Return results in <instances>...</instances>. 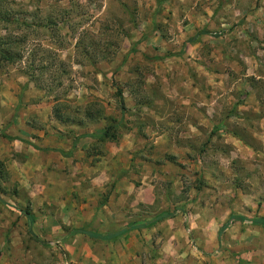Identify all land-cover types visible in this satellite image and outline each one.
Returning a JSON list of instances; mask_svg holds the SVG:
<instances>
[{"label": "rangeland", "instance_id": "374dc122", "mask_svg": "<svg viewBox=\"0 0 264 264\" xmlns=\"http://www.w3.org/2000/svg\"><path fill=\"white\" fill-rule=\"evenodd\" d=\"M8 41L0 264H82L79 246L100 241L73 229L176 207L131 236L142 264H264L262 226L211 232L264 217V0H0ZM113 121L114 139L91 136ZM113 202L118 217L98 220Z\"/></svg>", "mask_w": 264, "mask_h": 264}, {"label": "crops", "instance_id": "0c3cea01", "mask_svg": "<svg viewBox=\"0 0 264 264\" xmlns=\"http://www.w3.org/2000/svg\"><path fill=\"white\" fill-rule=\"evenodd\" d=\"M118 191H120V190H118ZM113 195H116V194H113ZM115 202H117V201H115ZM115 202L110 204V208H108V211H107V213H109V214H103L104 213L103 212L102 215H101L100 213H98V211L96 212V216H97L98 220L101 219L102 221H106V220L108 221V219L105 218L107 215H111V216L112 215L113 216L116 215L118 217V215L121 212H120V209H119V205L115 206L114 208L112 207V205ZM119 203H121V207L123 206L125 208V206L123 205V201H120ZM111 208L113 210H111ZM161 211H163V210H161ZM161 211H159V212H161ZM159 212H157V213H159ZM175 216H177V215L175 214ZM152 217H150V218H145L144 217V219L137 220V221H134V220H124V221H122L119 218V220H121L123 223H121V221H119V223L117 225H114V226H111V227H109V225L105 226V224H104V226H103L104 230L97 229V231H93V230L89 229L88 227L87 228H83L82 227V228L85 229L86 231H90V232H101V233L107 234V232L116 231V230H118L119 228H121L122 226H124L125 224H127L129 222H134V223H137V224H141L143 222H146V221L150 220ZM168 218H172V217H167L165 219H162V220L156 222L151 227H141V228H137V229H132V230L122 234L119 238H117L115 240L98 239L100 241V244H99V242H95V241L94 242H90L89 245H94L95 246V250H91L90 251V249H89L90 247L89 246H88L89 247L88 249L85 248L86 246L85 247L79 246V253H80V257H81V261L80 262L82 264H88V257H92L91 259H92V261L93 260L95 261V262H93L95 264H98L99 259L102 260V264H128V263H125V260H123V258L121 256L130 255L128 257V260H130L132 258V260H133L132 264H142L141 263V259H140V257H139L137 252L138 251H144L146 253L147 250L145 248H143V245H142L143 242L140 240V237L139 238L137 237V238L133 239V238H131V236H134V235L136 236V235H140V234L144 235V234H146L147 230L152 229L157 224L164 223V221L166 219H168ZM220 227L221 226H219V228ZM219 228L217 229L216 232H214L215 230L211 231V232H213L212 233L213 234L212 245H213V241H214V235H215V237L217 236V238H218V230H219ZM73 234H74L73 236H76V237H79L78 235H80L82 237V238L81 237L80 238L84 242H85L86 239H89V238L91 239V237H89L85 233L76 232V233H73ZM84 237H88V238L84 239ZM130 238L132 239L131 243L129 242ZM220 238H221V236H220ZM82 240H79V244L80 245L82 244ZM219 240L220 239L218 238V241ZM112 244H114L115 250H112L111 248H109V245H112ZM177 244H179V242H177ZM165 250H166V248H165ZM178 250L180 251V246L179 245H178L177 251ZM161 264H163V263H161ZM239 264H246V263H244V261H243V263H239Z\"/></svg>", "mask_w": 264, "mask_h": 264}, {"label": "trees", "instance_id": "16d2710c", "mask_svg": "<svg viewBox=\"0 0 264 264\" xmlns=\"http://www.w3.org/2000/svg\"><path fill=\"white\" fill-rule=\"evenodd\" d=\"M2 20V18H1ZM18 45L17 41H13L11 43L5 42V43H1L0 42V59L7 61V62H13L14 60L19 59V52H15L12 51L11 48H13L14 46ZM134 49V47L132 48ZM168 55H180V53L178 54H171L168 53L166 56ZM160 58V57H157ZM118 95H121V90L118 89L117 90ZM121 102V107H124L123 101L122 99L120 100ZM56 108V107H55ZM56 112H58V109H55ZM118 123L113 121V123L108 126L105 127L104 131L101 134H97V136H95L94 134H92L91 136L96 137V139H100V140H106V139H114L115 138V134L114 132H112V128H115V125H117ZM3 136L8 138V139H19L25 142H28V140L23 139V138H18L15 137L13 138L12 136H9L6 133H3ZM76 141L73 142V147L75 145ZM29 145L35 147L32 143H28ZM61 153L65 156H70L72 151H61ZM178 210V208H174L173 210H163L157 214H155L150 220L143 222L141 224H137L134 222H129L127 224H125L124 226H122L121 228H119L116 231H111V232H107V234L101 233V232H90V231H86L83 228H76L72 230V233H76V232H80V233H85L87 234L89 237L93 238V239H103V240H115L117 238H119L122 234L132 230V229H137V228H141V227H151L153 226L156 222L165 219L167 217H171L175 214V212ZM22 214L25 215L26 219H27V225H28V232L29 234L32 235L33 239H35L37 242H39L40 244L44 245V246H48L47 242H45L44 240L40 239L37 235L33 234L32 231V226H33V221H34V216L33 213L31 212V210L29 208H24L21 211ZM231 219H237V220H241L242 222H248L252 225H260L264 228V217L263 216H254L252 218H247L245 216L242 215H235V216H231L225 223H223L221 225V227L218 230V238L220 239L221 234L224 232V230L229 226L230 224V220ZM235 258L237 259V261L239 263H243L242 258H240L239 255L235 254Z\"/></svg>", "mask_w": 264, "mask_h": 264}]
</instances>
